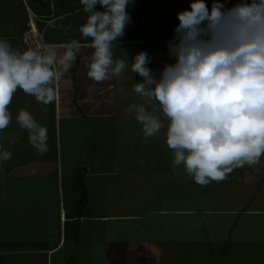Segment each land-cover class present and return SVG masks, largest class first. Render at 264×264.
<instances>
[{
  "label": "crops",
  "instance_id": "0c3cea01",
  "mask_svg": "<svg viewBox=\"0 0 264 264\" xmlns=\"http://www.w3.org/2000/svg\"><path fill=\"white\" fill-rule=\"evenodd\" d=\"M189 2L134 0L115 58L146 51L158 74L172 62L165 42ZM86 15L79 0H0V38L14 48L25 50L30 21L57 57L80 41L75 59L59 69L53 103L18 89L8 106L0 264H264V156L203 186L173 166L164 130L145 138L125 111L148 104L132 90L141 78H132L130 64L107 81L87 76L91 49L79 32ZM20 108L47 127L43 155L16 122Z\"/></svg>",
  "mask_w": 264,
  "mask_h": 264
},
{
  "label": "clouds",
  "instance_id": "9594fccd",
  "mask_svg": "<svg viewBox=\"0 0 264 264\" xmlns=\"http://www.w3.org/2000/svg\"><path fill=\"white\" fill-rule=\"evenodd\" d=\"M86 19L81 38L91 49L87 76L95 82L130 71L141 78L132 90L145 103L126 113L141 125L145 138L164 130L173 166L201 186L223 180L228 173L252 166L264 156V0H190L176 14L173 38L166 41L171 63L156 71L146 51L131 60L115 58L117 41L131 16L134 0H79ZM99 5L98 10L96 6ZM80 41L73 40L62 56L47 48H14L0 38V132L12 122L8 109L19 89L38 103L56 99L55 83L75 59ZM127 55V54H126ZM128 57V56H127ZM159 113V114H157ZM16 122L28 133L38 155L48 151V130L26 109ZM0 146V162L11 158Z\"/></svg>",
  "mask_w": 264,
  "mask_h": 264
},
{
  "label": "built area",
  "instance_id": "2783aa9c",
  "mask_svg": "<svg viewBox=\"0 0 264 264\" xmlns=\"http://www.w3.org/2000/svg\"><path fill=\"white\" fill-rule=\"evenodd\" d=\"M22 42L25 49L29 47L46 48V44L39 33L37 26L32 21L28 22L26 28L24 29Z\"/></svg>",
  "mask_w": 264,
  "mask_h": 264
}]
</instances>
